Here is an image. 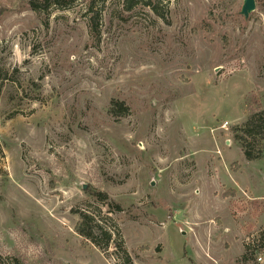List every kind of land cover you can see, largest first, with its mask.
<instances>
[{"label":"rangeland","instance_id":"rangeland-1","mask_svg":"<svg viewBox=\"0 0 264 264\" xmlns=\"http://www.w3.org/2000/svg\"><path fill=\"white\" fill-rule=\"evenodd\" d=\"M30 1L0 0V264H264V159L236 136L264 0H108L96 29L91 0ZM77 211L121 237L101 251Z\"/></svg>","mask_w":264,"mask_h":264},{"label":"trees","instance_id":"trees-1","mask_svg":"<svg viewBox=\"0 0 264 264\" xmlns=\"http://www.w3.org/2000/svg\"><path fill=\"white\" fill-rule=\"evenodd\" d=\"M78 0H31L30 5L33 9L47 10L52 6L59 8H66ZM108 0H91L89 9L93 12L91 17L92 22L97 27L98 13L95 11V6L100 2H106ZM127 9L137 3H145L149 6L158 16L165 17V14L160 10V7L156 4H152L150 0H125ZM110 112L115 116H124L128 112V107L123 102H115L110 108ZM237 140L239 141L242 151L247 160H262L264 159V109L251 113L247 120L238 127ZM98 197L101 200L107 198L104 193L98 192ZM120 210V206L116 205ZM80 217L79 224L75 227L76 232L89 240L98 249L105 252L110 247L118 236L121 237L120 230L117 225L113 227L107 226L102 223L96 216L88 214L86 212L77 211ZM125 253V259L127 264H133V261L127 251L123 249Z\"/></svg>","mask_w":264,"mask_h":264},{"label":"water","instance_id":"water-1","mask_svg":"<svg viewBox=\"0 0 264 264\" xmlns=\"http://www.w3.org/2000/svg\"><path fill=\"white\" fill-rule=\"evenodd\" d=\"M255 8H256V1L255 0H245L241 13L245 17H249L250 13L253 12L255 10ZM86 186L87 185L85 184L83 187L86 188Z\"/></svg>","mask_w":264,"mask_h":264}]
</instances>
